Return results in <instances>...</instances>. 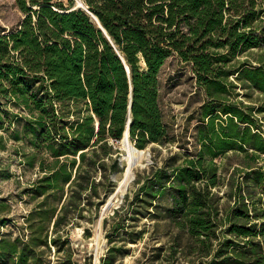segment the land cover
<instances>
[{
	"label": "trees",
	"instance_id": "trees-1",
	"mask_svg": "<svg viewBox=\"0 0 264 264\" xmlns=\"http://www.w3.org/2000/svg\"><path fill=\"white\" fill-rule=\"evenodd\" d=\"M81 2L87 10L72 0H16L25 17L0 35V151L5 124L23 119L13 139L35 147L30 164L43 153L52 160L38 163L41 174L27 189L37 203L23 234L0 233V264H51L52 249L63 255L58 264H75L64 255L69 228L98 196L97 173L118 153L112 142L123 139L129 114L135 148L166 143L159 77L172 57L191 66L205 92L208 134L195 158L174 156L136 176L133 197L111 217L101 264L131 255L130 246L145 239L141 219L166 228L167 244L154 248L158 264H264V55L239 60L264 50V0ZM64 101L82 102L88 115L69 121L55 106ZM229 152L243 155V164L224 213L216 160ZM112 164L116 171L118 161ZM5 220L0 212V225Z\"/></svg>",
	"mask_w": 264,
	"mask_h": 264
},
{
	"label": "rangeland",
	"instance_id": "rangeland-1",
	"mask_svg": "<svg viewBox=\"0 0 264 264\" xmlns=\"http://www.w3.org/2000/svg\"><path fill=\"white\" fill-rule=\"evenodd\" d=\"M55 1L70 6L69 1L71 0ZM72 1H74L73 7L79 4L78 0ZM24 17L16 0H0V35H9L16 31ZM262 55H264V50L254 51L239 57V60L255 62ZM159 82V104L166 129V143L152 144L145 149L148 160L140 164L136 163L132 173L134 179L131 178L124 192L118 194L106 209L103 207L117 192L126 169V152L121 141L112 142L118 153L106 160L108 169L104 174L97 173L98 196L91 199L90 205L83 211L85 218L80 220L79 224L69 228L70 243L64 255L71 254V259L75 264H101V259L106 255L109 246L107 237L113 225L111 217L114 211L123 205L125 198L133 197L138 187L134 182L137 175H147L151 167H161L166 160L174 156L180 162L185 158H195L202 146V139L208 134L201 119V108L206 102V96L204 90L196 82L191 66L181 62L177 57H172L162 68ZM238 92L243 93V90L239 88ZM242 96L237 100L250 103ZM256 99L258 96L255 94L254 101ZM55 106L60 115H66L69 121L88 115L82 102L64 101L56 103ZM4 109L14 114H22L23 118L28 117L25 111L17 109L12 104L5 103ZM21 121L19 124H5L6 131H3L2 135H4L6 149L0 151V212L1 217L6 219L5 224L0 225V233L11 238L23 234L25 218L37 203L28 196L27 189L37 181L41 174L38 163L43 161L47 166L52 162L49 156L43 153L36 156L33 164H30L29 160L37 154L35 147L28 139L23 138L20 141L13 139L15 131L21 132ZM113 160L118 161L116 171L113 169ZM216 162L221 168V187L216 192L222 197L221 208L226 213L234 205V199L230 197V193L233 186L241 181L238 170L242 169L243 155L229 152L218 158ZM98 203L102 205L97 212ZM104 219H107V222H104ZM137 227L146 231L145 239L137 245H131V255L121 259V263L158 264L153 261L154 248L166 245L168 241L164 235L166 230L164 224L159 227L151 219H141ZM86 228L90 230L87 231ZM24 232L27 235L26 230ZM114 239L117 240V238ZM116 242L120 245L119 240ZM54 251L52 249L51 264H58V259L63 255L55 256ZM63 260L65 258H62Z\"/></svg>",
	"mask_w": 264,
	"mask_h": 264
},
{
	"label": "bare ground",
	"instance_id": "bare-ground-1",
	"mask_svg": "<svg viewBox=\"0 0 264 264\" xmlns=\"http://www.w3.org/2000/svg\"><path fill=\"white\" fill-rule=\"evenodd\" d=\"M78 3H81L80 0H78ZM79 5L76 4L75 8H77ZM121 143L124 147V150L126 152L125 155V163H126V169H125V174L124 177L122 178L118 188H117V192L113 195V197L109 198V201L106 203V205L103 208H108V205L112 204L114 201V198L124 192L126 185L130 182L131 178H133L132 173H133V169L134 167H132V163L134 160H137V162L143 163L145 161L148 160V155L145 152V150H138L136 149L133 144L130 141V138H128L126 140L125 139H121Z\"/></svg>",
	"mask_w": 264,
	"mask_h": 264
},
{
	"label": "water",
	"instance_id": "water-1",
	"mask_svg": "<svg viewBox=\"0 0 264 264\" xmlns=\"http://www.w3.org/2000/svg\"><path fill=\"white\" fill-rule=\"evenodd\" d=\"M80 1H81V0H80ZM78 5H79V6H78L77 8L86 9L85 6H84V4H83L82 2L79 3ZM86 10H87V9H86ZM93 17H94V16H93ZM94 19L97 21V19H96L95 17H94ZM98 24H99V26L101 27V25H100L99 22H98ZM127 70H128V72H129L128 67H127ZM129 113H130V112H129ZM130 125H131V116H130V114H129V120H128V122H127L126 129H125L124 134H123V139L126 138V140H127L128 138H130V135H129ZM136 149H137V148H136ZM136 163H137V160H134L133 163H132V167H134V166L136 165ZM133 179H134V176H133ZM108 206H109V205H108Z\"/></svg>",
	"mask_w": 264,
	"mask_h": 264
}]
</instances>
